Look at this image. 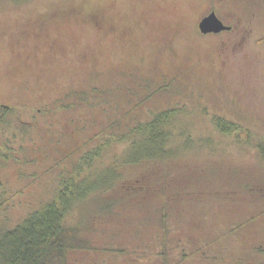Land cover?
<instances>
[{"label":"rangeland","instance_id":"374dc122","mask_svg":"<svg viewBox=\"0 0 264 264\" xmlns=\"http://www.w3.org/2000/svg\"><path fill=\"white\" fill-rule=\"evenodd\" d=\"M211 11L230 30L200 34ZM165 110L176 154L118 165L119 138ZM106 141L78 178L118 204L68 214L92 251L72 264H264V0H0V226Z\"/></svg>","mask_w":264,"mask_h":264},{"label":"trees","instance_id":"16d2710c","mask_svg":"<svg viewBox=\"0 0 264 264\" xmlns=\"http://www.w3.org/2000/svg\"><path fill=\"white\" fill-rule=\"evenodd\" d=\"M134 84L136 88L126 89V94H131L134 89H140L136 82ZM164 86L162 88L164 90L169 88L167 85ZM92 92H95L97 96L99 94L96 89ZM138 105L136 103V106ZM130 107L132 108V106ZM5 110L7 111V109ZM175 113V110L153 113L144 122H139L130 128L123 137H118L119 140L130 139L127 150L133 149V153L130 151V154L126 155L127 160L124 161V164L122 161L117 162V164L122 165V167L126 165L131 168H138L141 165L173 157L176 153L174 150H169L168 141L172 139L169 133L170 118L176 115ZM214 124L222 134L235 133L236 137L249 142V135L240 126L219 117L215 118ZM242 133L243 136H241ZM98 145L100 146L95 148L94 153L91 152L81 157L77 166L73 168L74 173L64 169L60 170L57 174V185L51 191V196L47 197L45 202L31 208L20 223L11 228L0 226V264H72L74 255L80 256L92 252L90 242L85 238L81 227L67 226L65 218L76 207L81 206L82 209H86L85 205L90 200L89 195H93L91 200L95 201L99 214L101 211L112 209L118 204L117 199H107L99 194H96L95 197V193L102 190L99 188L100 186L94 189L95 187H90L84 179L78 178L80 170L83 169V164H89L102 148L108 146V141ZM187 146H189L187 143L184 144V147ZM255 149H258L261 156L264 157V143H259ZM1 152L6 153L7 150L2 148ZM112 166L113 175L108 178V183H110L108 185L111 186L114 185V180L120 174L118 168L115 169L116 163ZM100 176L97 173L95 180L97 181ZM91 181L93 182V180ZM3 187L4 185L0 183L1 206H5L7 202L5 199L7 190H3L5 189ZM106 188L103 187L104 190H107ZM167 204H169L168 201L164 203L163 209L160 211L162 220L167 218L165 213ZM1 206L0 208H2ZM163 248L165 247L163 246ZM120 252L123 250L120 249Z\"/></svg>","mask_w":264,"mask_h":264},{"label":"water","instance_id":"95a60500","mask_svg":"<svg viewBox=\"0 0 264 264\" xmlns=\"http://www.w3.org/2000/svg\"><path fill=\"white\" fill-rule=\"evenodd\" d=\"M198 31L202 35L218 34L223 31L230 30V27L226 26L215 14L211 11L204 16L197 25Z\"/></svg>","mask_w":264,"mask_h":264}]
</instances>
